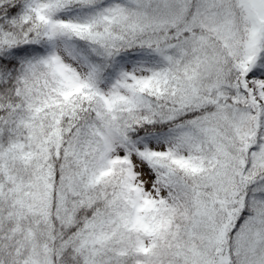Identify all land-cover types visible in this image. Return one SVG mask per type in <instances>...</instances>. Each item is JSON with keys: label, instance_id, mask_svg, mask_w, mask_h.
<instances>
[{"label": "snow or ice", "instance_id": "obj_1", "mask_svg": "<svg viewBox=\"0 0 264 264\" xmlns=\"http://www.w3.org/2000/svg\"><path fill=\"white\" fill-rule=\"evenodd\" d=\"M0 264H264V0H0Z\"/></svg>", "mask_w": 264, "mask_h": 264}]
</instances>
